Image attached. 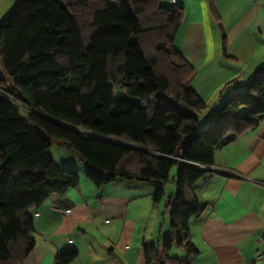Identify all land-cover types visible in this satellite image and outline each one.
<instances>
[{
  "label": "trees",
  "instance_id": "obj_1",
  "mask_svg": "<svg viewBox=\"0 0 264 264\" xmlns=\"http://www.w3.org/2000/svg\"><path fill=\"white\" fill-rule=\"evenodd\" d=\"M208 7L219 23L214 0ZM183 13L178 0H16L0 20V264H22L35 243L30 211L79 183L50 154L53 139L97 187L116 178L174 183L165 208L179 236L142 246L147 263L190 264L168 251L198 252L188 239L189 220L204 209L194 184L216 149L264 118V66L219 89L221 100L241 86L200 128L206 104L189 86L195 68L174 43ZM163 196L161 185L153 204ZM76 257L68 249L54 264Z\"/></svg>",
  "mask_w": 264,
  "mask_h": 264
},
{
  "label": "crops",
  "instance_id": "obj_2",
  "mask_svg": "<svg viewBox=\"0 0 264 264\" xmlns=\"http://www.w3.org/2000/svg\"><path fill=\"white\" fill-rule=\"evenodd\" d=\"M178 1L184 13L174 43L195 68L189 86L206 104L197 114L199 126L205 127L220 103L241 86L226 89L221 100L218 90L233 79L247 82L264 66V0H214L221 30L210 27L208 0ZM193 1L195 5H188ZM15 2L0 0V20ZM65 156L63 152L62 163H56L84 175L86 166ZM79 178L75 187L50 195L30 211L35 243L22 264H54L68 249L77 251L70 264H150L143 241L160 244L163 237L179 236L167 220L165 204L175 192L167 183L116 178L97 187ZM161 185L164 196L153 204L152 195ZM194 191L204 204L202 213L189 220L188 239L198 252L190 255L173 244L168 253L190 264H264L256 259L257 238L264 236V118L215 150L214 164L196 181Z\"/></svg>",
  "mask_w": 264,
  "mask_h": 264
},
{
  "label": "rangeland",
  "instance_id": "obj_3",
  "mask_svg": "<svg viewBox=\"0 0 264 264\" xmlns=\"http://www.w3.org/2000/svg\"><path fill=\"white\" fill-rule=\"evenodd\" d=\"M188 1H191V0H188ZM243 2H247V0H240V3L242 4ZM196 4V2H190L188 5H195ZM199 4V3H198ZM209 11V10H208ZM209 13H210V11H209ZM221 13H222V16H224L225 17V14H224V12H222L221 11ZM212 21H211V23H210V27H212L213 28V30L214 29H216L217 30V27L219 28V30H221V28L219 27V25H218V23L216 22V20H214V18L213 19H211ZM209 33H210V30H209ZM209 39H210V41H211V43H210V45L212 46V48H213V46H215V43H213L212 42V36H209ZM123 94H124V92H122ZM211 106V105H210ZM23 111V110H22ZM24 112V111H23ZM22 112V114H23V116H21L22 117V119H24L25 121H27V117H26V115L24 114ZM207 125H209V124H207ZM206 127V126H205ZM200 128H202V127H200ZM31 129H34V126L33 125H31ZM43 132V134L45 135V133H44V131H42ZM49 152L51 153V155L55 158V161L58 163V164H60V163H62V159H61V156L63 155V152H64V154L66 155L65 156V158H72V160H74V162H80L81 164H83L84 165V163H82V161H80L79 159H77V157L72 153V152H70L68 149H66L60 142H59V140H52L51 141V145L49 146ZM85 166V165H84ZM175 172H176V167H174L173 166V168L171 169V171H170V179H172V177H174L175 176ZM78 173V172H77ZM78 175H79V173H78ZM81 176H84V177H86V175H85V173H84V175L81 173L80 174ZM79 175V176H80ZM88 178L86 177V180H87ZM79 180H80V178H79ZM89 180V179H88ZM90 181V180H89ZM91 182V181H90ZM92 183V182H91ZM93 184V183H92ZM167 186H168V188H169V186H172V188L174 189L175 188V185L174 184H172V182L170 181L169 183H167L166 184ZM162 204H164V202L162 203ZM169 214H168V212H167V220H168V222H169ZM164 238V237H163ZM173 252H175L174 250H173ZM174 254V253H173Z\"/></svg>",
  "mask_w": 264,
  "mask_h": 264
},
{
  "label": "built area",
  "instance_id": "obj_4",
  "mask_svg": "<svg viewBox=\"0 0 264 264\" xmlns=\"http://www.w3.org/2000/svg\"><path fill=\"white\" fill-rule=\"evenodd\" d=\"M175 0H172L174 2ZM257 242L260 246V249L256 255V259L260 261H264V236L259 235L257 238Z\"/></svg>",
  "mask_w": 264,
  "mask_h": 264
}]
</instances>
